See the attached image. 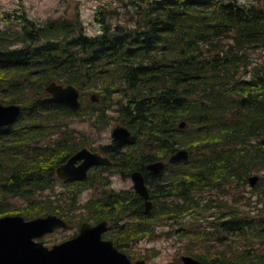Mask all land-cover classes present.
Returning a JSON list of instances; mask_svg holds the SVG:
<instances>
[{"label":"trees","instance_id":"16d2710c","mask_svg":"<svg viewBox=\"0 0 264 264\" xmlns=\"http://www.w3.org/2000/svg\"><path fill=\"white\" fill-rule=\"evenodd\" d=\"M17 21L15 32L0 36V102L23 104L18 120L0 128V217L52 214L70 228L108 221L116 232L106 238L125 253L155 237L160 224L180 222L176 233L180 242L189 239L187 256L203 264H264V210L257 205L264 203V62L247 69L250 50L264 47L263 4L153 0L134 27L98 17L102 32L95 36L79 17L39 22L20 11ZM52 81L82 91L107 84L87 120L105 127L106 102L113 101L116 120L132 131L133 143L103 146L102 152L124 150L116 157L130 165L189 150L164 183L150 180L155 205L148 214L136 194H118L105 203L90 201L87 213L75 217L77 195L93 187L91 178L68 184L55 200L43 194L54 188L56 168L90 143L66 121L87 105L74 112L49 100ZM261 173L248 188L249 177ZM9 198L22 204L1 205ZM217 209L209 227H194L202 213Z\"/></svg>","mask_w":264,"mask_h":264},{"label":"rangeland","instance_id":"374dc122","mask_svg":"<svg viewBox=\"0 0 264 264\" xmlns=\"http://www.w3.org/2000/svg\"><path fill=\"white\" fill-rule=\"evenodd\" d=\"M218 1V0H217ZM228 1V0H225ZM235 1L240 4L250 5V4H263L264 0H229ZM153 4V0H0V36L7 30L15 32L17 21V14L20 11H24L30 18L39 21L45 22L49 19L70 17V18H80L83 22L85 31L90 36L99 35L102 32V25L98 21V17H105L107 21L116 26L120 24L124 27H134L136 22L139 19H142L144 10L147 7H150ZM101 11V13H99ZM13 38L12 36H9ZM250 58L252 59V64H250L247 69L262 65L264 62V47H257L250 50ZM107 86L106 83H101L97 88L83 89L81 90V100L83 104L87 105V109L80 114H73L66 121L70 122L72 128L83 132L88 135L90 143L87 147H97L100 144L108 143L112 139V130L114 127L122 124L116 120L117 113L114 111L115 105L113 101H108L106 104L110 103V106L107 107V114H109L108 124L102 128L103 122L97 124L92 123L87 120L90 118L89 113H86L88 109L95 102L91 99V94H97L101 101L103 99V88ZM119 96L116 93L113 97ZM102 102V101H101ZM3 103V102H2ZM6 104V103H3ZM20 104V103H19ZM23 106V104H20ZM103 105V103H102ZM77 112V111H74ZM97 119V117H95ZM106 122V118L105 121ZM97 124V125H96ZM105 124V123H104ZM76 135V133L74 132ZM57 136L51 137V139H56ZM264 173V171L262 172ZM257 174V175H262ZM260 179V176H259ZM115 188L120 189L122 187L130 186L129 181L124 182L121 180L119 175L114 179ZM250 184L249 187L250 188ZM66 189H69V186H64L61 183L55 182L53 189L49 188L43 193L45 196H50L51 194H61L65 192ZM96 191L93 189H87L77 195V205L80 206L77 208V211L74 212V216L79 218L81 215L87 213L85 205L90 201L96 199ZM40 195V194H38ZM207 195L206 192L203 195H200L199 198L203 199ZM11 200L2 202L1 205L8 206L9 208L21 205L22 199L9 198ZM228 199V196H227ZM256 201V198H254ZM205 201L202 202L201 207H203ZM259 209L264 210V203L257 204ZM241 207H244V204H241ZM248 210H254L252 207L247 208ZM216 212L219 214L220 210H208L202 213V216L198 219L197 224L194 227L206 228L210 226V222L216 218ZM264 214V212H263ZM191 216H188L183 222H189ZM178 222V221H177ZM196 222V221H194ZM93 224L92 221L88 222ZM173 225H171V224ZM170 223L160 224L156 228L157 235L153 238H145L144 240L136 241L133 245L125 247L126 255H129L132 262L137 260H145L146 264H182V256H187V246L189 244V239H185L180 242L179 234L176 233L179 230L178 222L173 224V221ZM73 228L70 230L60 229L57 232L47 235L42 240L48 247H52L55 244L62 243L66 240L74 237L78 232L77 224H72ZM115 228L112 227V232L110 233L115 237ZM194 247L200 249L198 242H195ZM191 245V246H192Z\"/></svg>","mask_w":264,"mask_h":264},{"label":"water","instance_id":"95a60500","mask_svg":"<svg viewBox=\"0 0 264 264\" xmlns=\"http://www.w3.org/2000/svg\"><path fill=\"white\" fill-rule=\"evenodd\" d=\"M49 100L67 105L73 111L83 106L80 89L73 84H62L56 81L46 86ZM93 101H98L97 94H91ZM20 104H3L0 102V128L15 123L22 113ZM187 123L180 122L179 127L185 128ZM116 140H128L131 131L122 125L112 131ZM189 150L182 148L172 155L171 161L177 163L187 160ZM81 161L80 163H78ZM97 164L109 165V159L100 152H94L83 147L72 154L56 169L57 176L65 180H84L88 177V169ZM161 162H155L150 169L158 171ZM135 191L145 200V214L153 207L149 200L150 193L140 172L133 174ZM259 175L249 177L250 186H255ZM68 223L57 215H48L33 220H26L23 216L0 217V264H146L145 260L132 262L128 255L121 252L112 241L104 240L108 231L107 221L97 225L83 223L79 233L51 248L42 240L59 229H69ZM182 264H203L191 256H183Z\"/></svg>","mask_w":264,"mask_h":264},{"label":"flooded vegetation","instance_id":"af4514ba","mask_svg":"<svg viewBox=\"0 0 264 264\" xmlns=\"http://www.w3.org/2000/svg\"><path fill=\"white\" fill-rule=\"evenodd\" d=\"M48 95L50 96V94H48ZM119 125L127 127L123 123L119 124ZM111 135H112V133H111ZM132 138H133V133L131 131V137L128 140H116L112 136L111 141L108 142V143L100 144L96 148L95 147H93V148H91V147L89 148L88 147L89 149H91L94 152H100L104 157H107L109 159V165L97 164V165L91 166L88 169V177L86 179L90 180V178H91V180L94 181L93 187L90 188V189H93V190H95L97 192L95 200L99 199V200H101V202L105 203V201H103L104 199L110 198L112 200L118 194H120V196H122V195L125 196L126 199L128 198L127 194H130V195L136 194L139 199L143 200L142 204L144 205V208H145V200L142 198L141 195H139L135 191L134 180H133V177H132L133 174L135 172H140L142 174V176L144 177V180H145V184L147 185L149 193H150L151 187H150L149 183H150L151 179L154 180V179H156L158 177V178H160V181L162 183H164V176H166L167 172H169V169L171 168V165L172 164H178L179 162H182V161H179L177 163H174V162L171 161L172 155L175 154L181 148L180 149H176L170 155L161 156V158H159L157 160H154L152 162H146L145 160H137L134 163H132V161H131L132 164H130V165H129L128 159L120 158L121 156L116 157V153H119V154L122 153L123 154L124 150H118V151L115 150L114 153H105V152L101 151L103 146H110V147H116V148H119L121 146V148H123V147L127 148L129 145H132V143H133V139ZM83 147H87V145H85ZM64 162H62V163H64ZM80 162L81 161H79L78 163H80ZM155 162H161L162 163V166L159 168L158 171H154L153 169L149 168V166L151 164L155 163ZM55 173H56V170H55ZM117 175H119L121 177L122 181H124V182L129 181L131 183V185L127 186L128 184L126 183V185H125L126 187H122L120 189H116L115 188L114 179L116 178ZM86 179H84V180H86ZM78 181H83V180L72 181V180L60 179L57 176V173H56L55 182L61 183V184H63L66 187L67 186H71V185H68V184H72V183H75V182H78ZM56 196H58V194H54L52 196L53 200L56 199ZM149 200L153 203V207H154L155 202L151 198V193H150V199ZM99 223H96V224H93V225H97ZM109 223L110 222H108L109 229L103 236L104 240H109V239L106 238V236H107L108 233L112 232V230H111L112 227H110Z\"/></svg>","mask_w":264,"mask_h":264}]
</instances>
